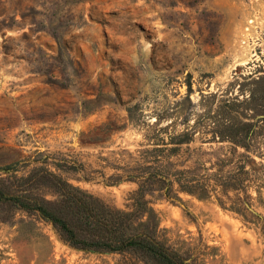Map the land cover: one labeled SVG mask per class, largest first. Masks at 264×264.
<instances>
[{"label":"rangeland","instance_id":"rangeland-1","mask_svg":"<svg viewBox=\"0 0 264 264\" xmlns=\"http://www.w3.org/2000/svg\"><path fill=\"white\" fill-rule=\"evenodd\" d=\"M14 18L18 27L0 29V167L37 150L83 162L64 176L125 208L135 182L108 183L111 168L82 178L102 170L99 156L145 148L158 114L181 130L184 114L208 120L225 100L246 120L264 105L249 100L264 89V0H0V22ZM147 197L192 264H264V233L234 212L189 195ZM38 226L0 220V264H146L73 248Z\"/></svg>","mask_w":264,"mask_h":264},{"label":"trees","instance_id":"trees-1","mask_svg":"<svg viewBox=\"0 0 264 264\" xmlns=\"http://www.w3.org/2000/svg\"><path fill=\"white\" fill-rule=\"evenodd\" d=\"M15 21L0 22V29L18 27ZM257 99L264 101V89L249 96L250 101ZM207 115L208 120L191 124L184 114L183 127L178 130L175 120L161 125L168 114H158L145 148L130 153L128 160L122 153L113 161L99 156L102 170L85 171V180L104 176L103 169L111 168L115 172L105 179L108 183L135 182L137 188L125 208L64 176L70 171L78 173L86 163L50 160L51 154L37 150L1 166L0 220L35 229L45 222L73 248L136 255L146 264H192L187 251L173 247L163 237L149 195L174 202H183L182 195L212 200L264 233V214L258 210L264 202V105L259 111L253 109L248 120L231 100Z\"/></svg>","mask_w":264,"mask_h":264}]
</instances>
